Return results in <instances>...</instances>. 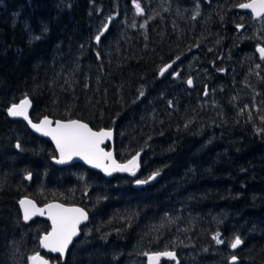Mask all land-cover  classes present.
Segmentation results:
<instances>
[{"label":"trees","instance_id":"trees-1","mask_svg":"<svg viewBox=\"0 0 264 264\" xmlns=\"http://www.w3.org/2000/svg\"><path fill=\"white\" fill-rule=\"evenodd\" d=\"M147 1L136 0L138 12L133 0H0V264L36 252L54 264H145L167 250L177 261L161 264H264V69L248 72L264 67L255 53L264 47V18L253 23L235 10L248 0H213L205 16L181 14L175 4L183 0H167L172 8L155 16ZM173 14L177 23L167 19ZM134 17L143 26L131 27ZM176 58L173 70L193 59L205 83L175 93L173 70L160 69ZM234 66L237 86L253 97L228 94ZM210 89L216 99L206 101ZM24 97L33 121L114 128L118 161L143 152L137 177L54 166L52 145L7 117ZM21 197L87 212L64 261L40 251L48 222L24 224Z\"/></svg>","mask_w":264,"mask_h":264},{"label":"snow or ice","instance_id":"snow-or-ice-1","mask_svg":"<svg viewBox=\"0 0 264 264\" xmlns=\"http://www.w3.org/2000/svg\"><path fill=\"white\" fill-rule=\"evenodd\" d=\"M133 2L138 12L143 11L136 0H133ZM238 7L252 9L255 14L259 16L261 13H264V0H251L249 3L238 5ZM102 34L103 33H101V35ZM95 39L99 42L100 35H97ZM258 51L261 57L264 58V47L259 48ZM188 83L191 84L192 81L189 80ZM29 103L30 102L25 99L19 105H12L8 109V112L11 116H24L27 118L26 108ZM29 122L31 123V121ZM51 123L50 120L45 118L40 124H32V127L37 131L43 132L45 135L51 136L56 141L57 148L60 151V159L57 161L58 163H64L67 160L72 159L73 156H78L95 167L104 168V171L109 174L111 171L116 170L129 171L135 174V168L138 166L136 164V157H133L132 160L128 161L127 165H115V161H113V165L115 166L109 168L103 164V160L112 159V153L105 152L100 148V144L103 143L105 139L111 137V131L101 130L99 132H94L87 124H83L79 121H69L68 123L57 121L55 128L49 127ZM16 147L20 148V145L17 144ZM145 182L146 181H137V183ZM20 204L24 206V220H29L37 211L44 214V211L42 209H36L31 201L21 200ZM46 207L48 209L47 214L52 221V231L42 238L41 243L43 247L48 248L51 251L64 253L73 236L77 234V226L79 223L82 220L87 219V213L80 208H64L59 204H49ZM217 242L220 243L222 241L217 237ZM240 244H242V240L237 236L231 243V247L235 249ZM160 256L174 258L175 254L172 252L158 253L153 254L149 259L158 260ZM30 259L33 261V264H37V262H39V264H47V261L43 260L38 255H34ZM232 259L235 261L236 257L233 256Z\"/></svg>","mask_w":264,"mask_h":264},{"label":"water","instance_id":"water-1","mask_svg":"<svg viewBox=\"0 0 264 264\" xmlns=\"http://www.w3.org/2000/svg\"><path fill=\"white\" fill-rule=\"evenodd\" d=\"M249 2H251V0H248V1L243 2V3H249ZM241 4H242V3H241ZM239 5H240V4H239ZM235 10H236L237 12H244V13L249 14V15L252 17V19H254L255 21H256V20H259V19H261V18L264 17V13H261V15L257 16V15L255 14V12H254L252 9H244V8H240V7L236 6ZM238 30H241V27H240V26L238 27ZM261 47H262V46H258V47H256V49H255L256 53H257L258 56H260V57H261V55H260L258 49L261 48ZM178 61H179V58H176V59L172 60L171 62H169L168 64H165V65L160 69V76H165L166 74H168V73L172 70V68L178 63ZM165 69H166V70H165ZM162 70H163V74H162ZM189 80L192 81V79H191V78H188L187 81H186V86H187L188 89H190V88L192 87V83H191V84L188 83ZM205 93H206V90H205V92H204V94H203V97L205 96ZM25 99H27V100L30 102L29 105H28L27 108H26L27 118H25L24 116H11V115L9 114V112H8V109H9L12 105H14V104L19 105V104H20L22 101H24ZM14 104L10 105V106L6 109L7 117H8L9 119H12V120H20V121L24 122L25 125L27 126V128H28V129H29V130H30L35 136H37V137H39V138H42V139L46 140L47 142H49V143L52 145V147H53V149H54V152H55V156L52 157V158L50 159V162H51L54 166H56V167H63V166H67V165H70V164H73V163H80V164H82L83 166H85V167H86L87 169H89V170L99 172L103 177H105V178H107V179H110L112 176H114V175H116V174H118V175H125V176L131 177V178H135V177L139 174L140 169H141V167H140V159H141V156H142L143 152H142V151H138V152H136L135 154H133L132 156H130L128 159H126L125 161H122V162L118 161V160L116 159V157H115V151H114V130H113L112 128H110V129L102 128V129L95 130V129L91 128L87 123H85V122H83V121H81V120H77V119L61 120V119H53V118H50V117H47V116L41 117V118H39L38 120L33 121V120L30 118L31 101H30V99H29L28 97H24V98L20 99L17 103H14ZM45 118H47L48 120H50V121L52 122L51 125L49 126V127H51V128H55V127H56V122H57V121H59V122H61V123H68L69 121H79V122H81V123H83V124H87L88 127H89L90 129H92V131H94V132H99V131H101V130L111 131V132H112L111 137L105 139V140L103 141V143L100 144V148H102L105 152H111V153H112V159H111V160H108V159L103 160V164H104L105 166H108L109 168L114 167L115 165H127V164H128V161L132 160L133 157H136V158H137V159H136V164H137L138 166L135 168V174H133L132 172H129V171H120V170L111 171V173L109 174L108 172H105V171H104V168H102V167H95L94 165L89 164L86 160H84L83 158L78 157V156H73L72 159L67 160V161L64 162V163H58L57 161L60 159V151H59V149L57 148L56 141H55L51 136H49V135H45L43 132H41V131H37L35 128L32 127V124H40ZM29 121H31V123H30ZM105 146H107V148H105ZM113 161H115V165H113ZM154 174H156V175H154ZM154 174H151V175L147 178V180H146L145 183H137V181H136V182L134 183V186H135V187H141V186L144 185V184H151V183L155 182V181L159 178L160 173L158 172V173H154ZM26 178L28 179L29 177H26ZM21 200L31 201V202L35 205V208H36V209H42V210L44 211V214H41L39 211H37L36 214L33 215L29 220H24V218H23V217H24V206H22V205L20 204V201H21ZM49 204H59V205H62L64 208H80V209H83L82 207H80V206H78V205H67V204H63V203L58 202V201H50V202H47V203H45V204H43V205H38L33 199H31V198H29V197H21V198L18 200V202H17V205H18V208H19V210H20V214H21V221H22L24 224H28L30 221H32V220H34V219H36V218H38V219H42V220H45V221L48 222L49 229H48L46 232L42 233V234L39 236V239H38V243H39V249H40V251H42V252H44V253H47V254H49V255L58 256V257L61 259V261H64L68 249L70 248V246L72 245V243L74 242V240H76V239L79 237V235H80V228H81L84 224H86V223L88 222V214H87V219H86V220H82V221L79 223V225L77 226V234H76L75 236H73V238H72L71 242L68 244V247H67V249L65 250V252H64V253L54 252V251H51V250L48 249V248L43 247V245H42V243H41L42 238H43L46 234H48L49 232L52 231V221H51L50 216L47 214V213H48V209H47V207H46V206L49 205ZM83 210H84V209H83ZM84 212H86V211L84 210ZM86 213H87V212H86ZM236 248H238V247H236ZM236 248H235V249H236ZM232 249H233V248H232ZM233 250H234V249H233ZM165 252H172V253H174V254H175L174 258H173V257H168V256H160L158 260H156V259H152V260H150V259H149L150 257L153 256V254L165 253ZM34 255H38V256L41 258V256H40V252H36ZM34 255H33V256H34ZM33 256H32V257H33ZM162 261H170V262L174 261V262H176V261H177V259H176V253H175L174 251H172V250L160 251V252H154V253H151V254L147 255L146 258H145V264H161ZM32 262H33V261H32ZM232 262H233V263H236L237 260H235V261L232 260ZM38 263H39V262H37V264H38Z\"/></svg>","mask_w":264,"mask_h":264},{"label":"rangeland","instance_id":"rangeland-1","mask_svg":"<svg viewBox=\"0 0 264 264\" xmlns=\"http://www.w3.org/2000/svg\"><path fill=\"white\" fill-rule=\"evenodd\" d=\"M147 3L154 5V9L152 11H150V12H152L155 16H160L162 12H164V11L166 12L167 9H171L172 8V3H170L169 1L167 2V0H151V1H147ZM175 5L181 7V9L179 10V12H181V14L182 13L184 14V12L181 11V10L194 9L195 11H201L203 13V15L205 16L207 13H209L212 10V6L215 7V1L212 0L211 8L209 6H206V4H203V0H197V1L193 2V3L190 2V0H186V2H184V0H183L181 3H179L177 1V3ZM156 9H157V12H156ZM176 14L178 15V12H176ZM176 14L168 16V18H167L168 21L175 20V23H177L178 19H177ZM230 14L233 15V12L230 13ZM262 20L263 19H260L259 23H262ZM128 22H129V25L131 27L143 26V22L141 20H138L137 17L129 19ZM254 22H256V21H253V23ZM246 24H248V23H246ZM260 59H264V58H260ZM200 62H201V60L199 61V63ZM204 62L205 63H209L208 61H204ZM262 62H264V60ZM192 64H194L193 59H187L183 63H179L177 65V67L170 73V76L172 78L171 80H172V82H174L171 87H172V89L174 88L173 91L175 93H178V91L182 87H185V83H186L188 78H192V82L195 85H197L199 83H205V81L202 80V78L199 77L201 75V70L200 69H196L198 71H196V70L193 71ZM257 66L260 67V69H264V67L261 66V64L257 63L256 66H254V65L251 66L250 65V69H249L248 72H250L252 69H257ZM234 71H235V66L232 69H230V71H228L229 73H228V76L226 77V79L228 80L227 81L228 85L226 86V89H228V94L231 95L232 92L233 93H237L240 96V98H242V99H244L246 97H248V98L253 97L252 94L247 93L246 91L241 89L239 86H237L236 81L234 80V78H235V72ZM206 76H208V74H206L205 77ZM195 77H197L198 80ZM210 79H213L212 75L210 76L209 80ZM233 96H236V95H233ZM204 99L206 101L215 100L216 99L215 92L210 89L209 93L204 97ZM206 101H205V103H206ZM32 255L33 254L27 255L25 257H21V259L18 260V264H21V262H22V264H24V262L26 264H33L32 260L30 259L32 257ZM42 259L47 261V264H54V263L50 262L49 260H46L44 258H42Z\"/></svg>","mask_w":264,"mask_h":264},{"label":"bare ground","instance_id":"bare-ground-1","mask_svg":"<svg viewBox=\"0 0 264 264\" xmlns=\"http://www.w3.org/2000/svg\"><path fill=\"white\" fill-rule=\"evenodd\" d=\"M239 13H244V12H239ZM252 18V17H251ZM253 21H255L254 19H253ZM102 129V128H101ZM106 129V128H105ZM107 129H110V128H107ZM113 130H114V128H112ZM38 204V203H37Z\"/></svg>","mask_w":264,"mask_h":264},{"label":"flooded vegetation","instance_id":"flooded-vegetation-1","mask_svg":"<svg viewBox=\"0 0 264 264\" xmlns=\"http://www.w3.org/2000/svg\"><path fill=\"white\" fill-rule=\"evenodd\" d=\"M242 30V29H241ZM241 30H238V31H241Z\"/></svg>","mask_w":264,"mask_h":264}]
</instances>
